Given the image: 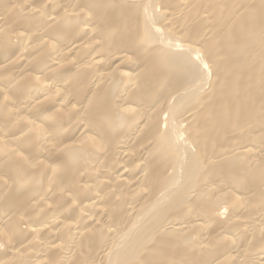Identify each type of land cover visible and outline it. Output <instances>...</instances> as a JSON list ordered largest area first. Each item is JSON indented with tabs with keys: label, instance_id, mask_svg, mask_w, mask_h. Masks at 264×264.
<instances>
[{
	"label": "bare ground",
	"instance_id": "1",
	"mask_svg": "<svg viewBox=\"0 0 264 264\" xmlns=\"http://www.w3.org/2000/svg\"><path fill=\"white\" fill-rule=\"evenodd\" d=\"M0 264H264V0H0Z\"/></svg>",
	"mask_w": 264,
	"mask_h": 264
}]
</instances>
